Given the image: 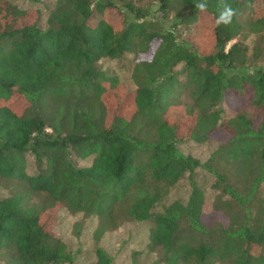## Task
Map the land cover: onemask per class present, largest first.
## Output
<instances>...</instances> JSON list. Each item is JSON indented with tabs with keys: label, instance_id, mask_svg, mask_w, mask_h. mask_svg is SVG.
I'll use <instances>...</instances> for the list:
<instances>
[{
	"label": "trees",
	"instance_id": "1",
	"mask_svg": "<svg viewBox=\"0 0 264 264\" xmlns=\"http://www.w3.org/2000/svg\"><path fill=\"white\" fill-rule=\"evenodd\" d=\"M198 2L54 0L41 26L0 0V264H74L49 225L60 209L80 214L76 236L97 218L95 241L149 222V264H264V0H227L220 26L218 0ZM128 56L132 89L97 66ZM189 141L215 146L200 161ZM198 171L215 191L206 219Z\"/></svg>",
	"mask_w": 264,
	"mask_h": 264
},
{
	"label": "rangeland",
	"instance_id": "2",
	"mask_svg": "<svg viewBox=\"0 0 264 264\" xmlns=\"http://www.w3.org/2000/svg\"><path fill=\"white\" fill-rule=\"evenodd\" d=\"M21 8L27 9H39L40 10V24L44 25V19L47 15L48 8L54 0H10ZM204 25V23H202ZM198 34L199 30L195 29ZM248 38L245 41L248 42ZM195 42V41H194ZM130 56L127 60H112V59H100L97 62V66L107 72L115 74L118 79L128 88L132 89L133 84L129 78L130 70ZM230 103L234 109L242 108L243 102L240 99L229 97ZM110 109H113L114 99L109 100ZM170 113L175 111L174 109L169 110ZM232 113L229 110H225V116H229ZM218 139H222L221 136H217ZM215 142H207L197 144L194 142H186L180 144L179 149L186 154H190L196 157L200 161L206 159L208 153L214 148ZM79 164H85L88 159L77 161ZM195 175L196 182L204 189V219L209 218L207 213L211 208V203L215 195V191L210 188L211 178L210 175L204 171H198ZM187 181L186 179L179 180L173 187L168 191L164 202L184 196L186 191ZM259 194L264 199V182L259 186ZM155 209H158L156 207ZM53 217L49 221L51 230L55 236L65 242L67 247L73 251L76 256L74 264L89 263L93 259L92 249L96 246L106 248L113 255V264H149L154 263L156 254L154 251H150L147 248V237L148 230L150 228L149 222H127L121 225L118 229L103 234L97 241L93 239L92 232L96 226L97 218L91 217L81 222V228L79 235L73 233V225L75 222H80V214L72 215L65 209H60L57 214L56 210L50 213ZM56 214V218H55ZM264 216V215H263ZM49 217V216H47ZM51 218V217H49ZM56 264H67V263H56Z\"/></svg>",
	"mask_w": 264,
	"mask_h": 264
},
{
	"label": "clouds",
	"instance_id": "3",
	"mask_svg": "<svg viewBox=\"0 0 264 264\" xmlns=\"http://www.w3.org/2000/svg\"><path fill=\"white\" fill-rule=\"evenodd\" d=\"M195 7L201 12L206 11L208 8L207 0H200ZM236 14V10L231 4L227 3V0H218V15L216 16L215 23L217 26L228 25Z\"/></svg>",
	"mask_w": 264,
	"mask_h": 264
}]
</instances>
